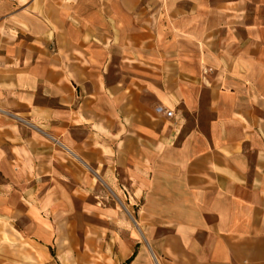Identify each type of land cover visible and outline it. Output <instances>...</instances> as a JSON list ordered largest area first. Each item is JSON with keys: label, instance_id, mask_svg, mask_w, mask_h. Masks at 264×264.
<instances>
[{"label": "crops", "instance_id": "1", "mask_svg": "<svg viewBox=\"0 0 264 264\" xmlns=\"http://www.w3.org/2000/svg\"><path fill=\"white\" fill-rule=\"evenodd\" d=\"M107 192L122 264H264V0H0V239Z\"/></svg>", "mask_w": 264, "mask_h": 264}, {"label": "rangeland", "instance_id": "2", "mask_svg": "<svg viewBox=\"0 0 264 264\" xmlns=\"http://www.w3.org/2000/svg\"><path fill=\"white\" fill-rule=\"evenodd\" d=\"M211 71L212 69L206 68L204 73H211ZM107 193L113 201L118 202V209L124 218L129 221L130 226L121 225V223L117 225L114 222L101 224L98 217H87L85 215L86 211H84L85 202L77 199L74 201L73 206H71V213L67 216V229L72 231L74 236L63 240V244L67 248L62 253H59L56 246L50 250L51 257L48 264H122L123 250H120L121 244L123 241L125 243L129 242L127 244L128 249L132 250L131 237L128 235L119 238L115 231L117 228H124L126 226L132 228L137 233L140 244L146 245L142 233L138 232V228L133 222L134 213L126 204L129 201L124 198L119 201L113 194ZM125 193L127 194V192ZM86 202H88V199ZM14 225L23 230L31 229L30 224L24 217H21ZM91 225L97 231L95 235H91V232H89ZM4 226V223H0V234L2 235L6 230ZM105 227L108 230L107 236L102 234V237H100L98 231L105 232ZM23 248H28L27 250H30L34 255ZM126 251L127 249H125ZM43 262L41 254L36 253L30 246L20 245L18 241L10 240L9 238L0 239V264H42Z\"/></svg>", "mask_w": 264, "mask_h": 264}, {"label": "built area", "instance_id": "3", "mask_svg": "<svg viewBox=\"0 0 264 264\" xmlns=\"http://www.w3.org/2000/svg\"><path fill=\"white\" fill-rule=\"evenodd\" d=\"M156 112H157V113H160V114H162V115H164V116H166V117H171V116H173V112H172L171 110H167V109H164V108H162V107H157V108H156Z\"/></svg>", "mask_w": 264, "mask_h": 264}, {"label": "trees", "instance_id": "4", "mask_svg": "<svg viewBox=\"0 0 264 264\" xmlns=\"http://www.w3.org/2000/svg\"><path fill=\"white\" fill-rule=\"evenodd\" d=\"M129 260H130V259H129ZM129 260H127V261H126V263H128V262H129Z\"/></svg>", "mask_w": 264, "mask_h": 264}]
</instances>
